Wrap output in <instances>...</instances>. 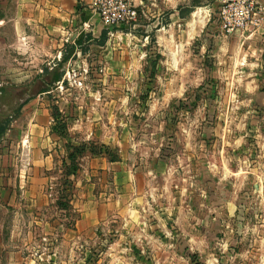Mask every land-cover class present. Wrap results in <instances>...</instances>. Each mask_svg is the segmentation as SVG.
Here are the masks:
<instances>
[{"label":"rangeland","instance_id":"rangeland-1","mask_svg":"<svg viewBox=\"0 0 264 264\" xmlns=\"http://www.w3.org/2000/svg\"><path fill=\"white\" fill-rule=\"evenodd\" d=\"M223 1L181 15L135 0L134 24L102 19L106 37L62 65L45 29L20 43L14 19L0 28V169L18 190L0 205V264H264V33H228ZM50 69L63 77L41 93Z\"/></svg>","mask_w":264,"mask_h":264},{"label":"crops","instance_id":"crops-1","mask_svg":"<svg viewBox=\"0 0 264 264\" xmlns=\"http://www.w3.org/2000/svg\"><path fill=\"white\" fill-rule=\"evenodd\" d=\"M172 1L164 0L169 5ZM255 1L262 11L263 20L256 27H251L244 32H235H239L243 37L245 33H248L246 35H249L248 37L254 35L258 37L264 33V0ZM93 2L94 0H0V8L16 3V15L14 18H10L9 11H5V14L0 16V28L9 27L8 20L14 19L13 24L20 34V43L22 40L27 41L32 38L33 36L29 33L33 30L45 29L47 33L55 36L52 38L54 42L63 46L58 51L57 57L61 60L66 57V61H68L76 53L82 54L86 44L90 45V42L96 41L97 38L100 40L102 36L106 37L109 33V27L102 21ZM178 2L180 5L178 10L181 7H190L187 3L188 0H177ZM35 42L38 43L39 40ZM4 43L10 44L11 41L4 39ZM67 46L71 48L70 53L65 49ZM39 52L42 50L39 49ZM24 150L25 153L27 149ZM27 168L26 165L21 168L18 188H20L23 197L30 196L34 204H38L39 198L43 195L42 186L38 184V170L37 167H34L30 170L32 176H27ZM6 172L7 169L3 166L0 169V205L2 203L12 205L18 195V190H14L12 187V178L5 177ZM29 178L31 181H35L31 185L27 184Z\"/></svg>","mask_w":264,"mask_h":264},{"label":"built area","instance_id":"built-area-1","mask_svg":"<svg viewBox=\"0 0 264 264\" xmlns=\"http://www.w3.org/2000/svg\"><path fill=\"white\" fill-rule=\"evenodd\" d=\"M101 19L110 27L134 24L137 19L135 0H94ZM220 19L228 33L244 32L258 26L262 11L255 0H224Z\"/></svg>","mask_w":264,"mask_h":264},{"label":"trees","instance_id":"trees-1","mask_svg":"<svg viewBox=\"0 0 264 264\" xmlns=\"http://www.w3.org/2000/svg\"><path fill=\"white\" fill-rule=\"evenodd\" d=\"M190 7H181L180 8V14L184 15L186 12H189L190 9H188ZM66 57H63L62 60L60 61L59 65H62L65 61H66ZM53 69H50L49 71H47L46 75H44V81L46 82L47 86L44 87L43 89L40 90V92H47L49 91L53 84L60 81L63 77L64 72L63 71H52ZM29 99H26L25 101H23L20 105V108H22V106L24 104H26L28 102ZM6 128H7V121L5 122L0 121V139L2 138V136L5 134L6 132ZM57 132L64 137H68V128L66 123H63L61 126H59L58 128H56ZM72 146V151H70L68 153V157L70 159V168H69V172L71 174H75L78 170V163L76 161V158L78 155L84 153L86 150H88L89 148H87V146L85 144H81V145H71ZM90 151L93 154H106L109 155L111 157L112 161H116L119 159V156L115 153H112V149L105 144H101L99 147L97 148H92L90 149Z\"/></svg>","mask_w":264,"mask_h":264}]
</instances>
